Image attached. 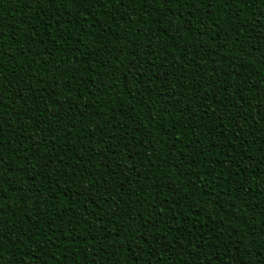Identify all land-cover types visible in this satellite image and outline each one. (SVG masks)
<instances>
[{"label": "trees", "instance_id": "obj_1", "mask_svg": "<svg viewBox=\"0 0 264 264\" xmlns=\"http://www.w3.org/2000/svg\"><path fill=\"white\" fill-rule=\"evenodd\" d=\"M264 0H0V264H264Z\"/></svg>", "mask_w": 264, "mask_h": 264}, {"label": "snow or ice", "instance_id": "obj_2", "mask_svg": "<svg viewBox=\"0 0 264 264\" xmlns=\"http://www.w3.org/2000/svg\"><path fill=\"white\" fill-rule=\"evenodd\" d=\"M261 259L264 260V255L261 256Z\"/></svg>", "mask_w": 264, "mask_h": 264}]
</instances>
